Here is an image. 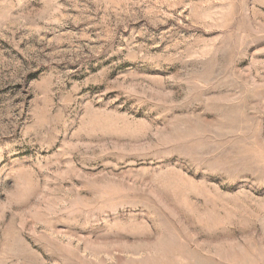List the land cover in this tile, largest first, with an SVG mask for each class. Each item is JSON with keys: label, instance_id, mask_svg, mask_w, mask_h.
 <instances>
[{"label": "rangeland", "instance_id": "rangeland-1", "mask_svg": "<svg viewBox=\"0 0 264 264\" xmlns=\"http://www.w3.org/2000/svg\"><path fill=\"white\" fill-rule=\"evenodd\" d=\"M0 264H264V0H0Z\"/></svg>", "mask_w": 264, "mask_h": 264}]
</instances>
